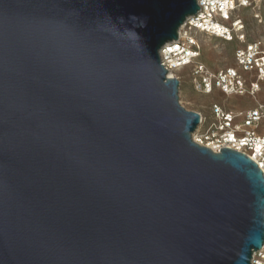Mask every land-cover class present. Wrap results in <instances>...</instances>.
<instances>
[{
  "label": "water",
  "instance_id": "1",
  "mask_svg": "<svg viewBox=\"0 0 264 264\" xmlns=\"http://www.w3.org/2000/svg\"><path fill=\"white\" fill-rule=\"evenodd\" d=\"M199 8L0 0V264H252L263 171L161 63Z\"/></svg>",
  "mask_w": 264,
  "mask_h": 264
},
{
  "label": "built area",
  "instance_id": "2",
  "mask_svg": "<svg viewBox=\"0 0 264 264\" xmlns=\"http://www.w3.org/2000/svg\"><path fill=\"white\" fill-rule=\"evenodd\" d=\"M199 10L190 15L177 39L160 51L168 76L182 82L180 72L190 67L194 90L205 95L220 91L225 96H246L254 100L250 107H227L214 102L210 114H201L193 140L220 152L228 147L253 159L264 174V101L258 98L264 84V36L249 37L243 13L264 24V0H197ZM236 42L234 64L212 69L203 59L200 36ZM252 264H264V246L253 254Z\"/></svg>",
  "mask_w": 264,
  "mask_h": 264
},
{
  "label": "rangeland",
  "instance_id": "3",
  "mask_svg": "<svg viewBox=\"0 0 264 264\" xmlns=\"http://www.w3.org/2000/svg\"><path fill=\"white\" fill-rule=\"evenodd\" d=\"M243 16L248 24L250 38L264 36V24H257L252 18L250 10L245 9ZM200 41L203 47L202 59L212 69L216 70L218 68L234 64V49L237 46L236 42H227L222 39L206 35H201ZM180 75L182 76V82H180L179 88L180 102L189 110L197 111L203 115H209L211 104L214 102L223 103L227 107L240 108L250 107L255 104L252 98L246 96L227 97L220 91H216L210 95H205L195 91L190 81V67L183 69L180 72ZM258 98L264 101V88L258 95Z\"/></svg>",
  "mask_w": 264,
  "mask_h": 264
}]
</instances>
